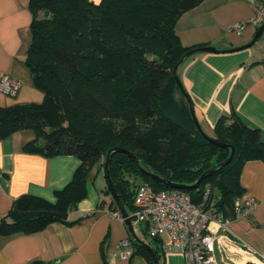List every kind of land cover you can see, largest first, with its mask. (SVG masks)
<instances>
[{
	"label": "trees",
	"instance_id": "1",
	"mask_svg": "<svg viewBox=\"0 0 264 264\" xmlns=\"http://www.w3.org/2000/svg\"><path fill=\"white\" fill-rule=\"evenodd\" d=\"M201 1L29 0L31 37L23 63L44 98L40 103L0 106V139L30 129L35 137L24 150L74 155L80 164L71 181L54 191L53 201L33 194L17 197L0 218V240L40 232L54 222H77L68 220V214L86 197L88 175L100 170L113 147L128 150L139 163L123 152L109 154L110 178L128 214L134 210L133 191L139 184L175 189L144 169L182 184L179 190L194 202L209 185L216 211L233 215L234 200L243 194L241 169L250 160L264 162V142L258 129L236 115L232 120L221 115L211 137L234 148L231 161L222 164L229 146L203 137L185 98L174 95L178 86L173 71L193 47L182 45L175 23ZM104 193L110 195L107 187ZM111 207L118 210L112 200ZM130 241L153 264L149 252ZM148 245L161 264V239L150 238Z\"/></svg>",
	"mask_w": 264,
	"mask_h": 264
},
{
	"label": "crops",
	"instance_id": "2",
	"mask_svg": "<svg viewBox=\"0 0 264 264\" xmlns=\"http://www.w3.org/2000/svg\"><path fill=\"white\" fill-rule=\"evenodd\" d=\"M252 14L250 0H202L175 23L182 45L217 50L192 54L176 70L209 136L221 115L232 120L234 114L258 129L264 142V51L260 41L256 47L254 43L235 49L252 40L256 30L253 25L246 24L239 34L230 30L236 23L247 22ZM31 20L29 0H0V76L9 74L20 83L14 96L0 92L1 107L43 101V91L32 83L23 63ZM174 95L180 98L179 88ZM34 137L32 130L23 129L0 139V218L23 194L53 201L54 191L71 181L80 164L74 155L46 156L24 150V144ZM100 172L93 170L88 180L97 178ZM239 181L243 195L256 198L258 205L250 216L230 221L229 230L221 233L216 257L226 256L232 264H264V162H246ZM103 184L106 186L105 179ZM91 189L86 184V197L68 214V220L77 222H54L40 232L2 237L0 264H149L132 244L129 258L120 256L122 240L131 238L127 226L119 211L112 209L111 196L104 193V188ZM133 227L135 234L148 243L150 238L143 228ZM224 245L226 250L221 249ZM159 252L161 264H185L179 252Z\"/></svg>",
	"mask_w": 264,
	"mask_h": 264
},
{
	"label": "built area",
	"instance_id": "3",
	"mask_svg": "<svg viewBox=\"0 0 264 264\" xmlns=\"http://www.w3.org/2000/svg\"><path fill=\"white\" fill-rule=\"evenodd\" d=\"M250 3L253 8L251 18L230 26L231 31L239 34L246 24L257 30L264 23V0H250ZM258 39L264 51V30ZM19 85L9 74H1V93L14 96ZM214 203L209 185L204 187L201 200L194 202L182 190H155L141 183L135 189L134 210L129 215L133 226L145 229L149 238L161 239L163 251L181 253L185 264H232L226 256L216 257L217 245L223 237L221 233L229 230L232 219L250 216L258 201L242 194L234 200L232 216L218 213ZM121 246L120 256L129 258L130 239H123ZM221 249L226 250V245ZM245 249L251 252L248 247Z\"/></svg>",
	"mask_w": 264,
	"mask_h": 264
},
{
	"label": "water",
	"instance_id": "4",
	"mask_svg": "<svg viewBox=\"0 0 264 264\" xmlns=\"http://www.w3.org/2000/svg\"><path fill=\"white\" fill-rule=\"evenodd\" d=\"M264 30V23L258 27V29L255 31V34L252 38V40L250 42H248L247 44L243 45V46H240L238 48H235V49H245V48H249L251 47L255 42L256 40L259 38L260 34L262 33V31ZM217 51L216 48L212 47V46H200V47H196V48H191L190 50H188L183 58H187L189 56H191L192 54H195V53H198V52H215ZM178 67V65L176 66V68ZM176 68L175 70L173 71V76H174V79H175V82L179 88V90L181 91L182 95L184 96L188 106H189V111H190V114H191V117H192V120L196 126V129L198 130V132L203 136L205 137L206 139H208L210 142H212L213 144L217 145V146H229L230 148V153H229V156L227 157V159L222 162V164H227L231 161L232 157H233V154H234V148L233 146L231 145H228L222 141H220L219 139H216V138H213L209 135H207L204 130L202 129L196 115H195V112H194V108L192 106V103L190 102V99L188 97V95L186 94L185 90H184V87L179 79V77L177 76V73H176ZM116 151H119V152H123L124 154H126L129 158H131L137 165L139 164L136 157L131 153L129 152L128 150L126 149H123V148H120V147H113L111 148L110 150H108L107 154H106V159H105V162H104V165H103V176H104V179H105V184H106V187L108 188V190L110 191V196H111V199L112 201L116 204L117 208H118V211H119V214L121 215V218L123 219L125 225L127 226V229L130 233V236L133 240L139 242L150 254L151 256V259H152V262L153 264H158V261H157V258L155 256V254L153 253L152 249L150 248V246L148 245L147 242L141 240L136 234H135V231H134V227L132 225V222H131V217L130 215L128 214V212L126 211V209L124 208V206L120 203V200H119V197L116 193V190L114 188V185L112 183V180L110 178V174H109V169H108V162H109V154L112 153V152H116ZM213 168L210 169L209 171L201 174L198 179L196 180V182L192 185V186H196L197 184H199V182L201 180H203L206 176H208L211 172H212ZM143 171L147 174H149L151 177H153L154 179H157L161 182H165L167 183L169 186H171L172 188H175V189H180L183 187L182 184H177V183H173L169 180H166L162 177H159L158 175L156 174H153V173H150L146 170L143 169Z\"/></svg>",
	"mask_w": 264,
	"mask_h": 264
},
{
	"label": "rangeland",
	"instance_id": "5",
	"mask_svg": "<svg viewBox=\"0 0 264 264\" xmlns=\"http://www.w3.org/2000/svg\"><path fill=\"white\" fill-rule=\"evenodd\" d=\"M97 1H99V0H97ZM258 44H259V40L257 39L256 42H255V44L253 45V47L258 46ZM208 135H209V134H208ZM102 170H103V166L100 168L99 171H101V172L99 173V175L97 176V178H95V179H93V180H91V179H90V180H87V186H88L89 188H92L91 190H94L95 188H98L99 186L105 189L106 186H104V184H103V182H104V177H103V172H102ZM133 192H134V194H135V191H133ZM136 232H137L138 234H140V233H139L140 231H139L138 229H136Z\"/></svg>",
	"mask_w": 264,
	"mask_h": 264
},
{
	"label": "bare ground",
	"instance_id": "6",
	"mask_svg": "<svg viewBox=\"0 0 264 264\" xmlns=\"http://www.w3.org/2000/svg\"><path fill=\"white\" fill-rule=\"evenodd\" d=\"M97 2V0H95Z\"/></svg>",
	"mask_w": 264,
	"mask_h": 264
}]
</instances>
